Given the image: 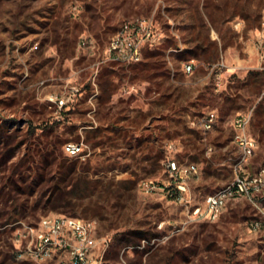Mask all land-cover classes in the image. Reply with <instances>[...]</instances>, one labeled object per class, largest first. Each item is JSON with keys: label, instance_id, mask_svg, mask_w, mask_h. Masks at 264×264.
Segmentation results:
<instances>
[{"label": "rangeland", "instance_id": "1", "mask_svg": "<svg viewBox=\"0 0 264 264\" xmlns=\"http://www.w3.org/2000/svg\"><path fill=\"white\" fill-rule=\"evenodd\" d=\"M125 24L144 35L135 63L106 58ZM248 112L258 147L242 173L253 178L264 168V0H0V264H70L67 248L38 253L24 226L53 215L94 221L102 264H264V178L217 220L192 214L238 171L234 121ZM56 138L71 172L39 152ZM68 141L85 153L67 154ZM171 159L197 166L182 193ZM21 162L41 167L32 193L10 188Z\"/></svg>", "mask_w": 264, "mask_h": 264}, {"label": "built area", "instance_id": "2", "mask_svg": "<svg viewBox=\"0 0 264 264\" xmlns=\"http://www.w3.org/2000/svg\"><path fill=\"white\" fill-rule=\"evenodd\" d=\"M146 36L151 34L149 26L145 29ZM142 37L135 36L129 26L125 24L112 39L106 50L108 60L124 63H135L142 60L143 49ZM193 68L192 62L185 64L184 70L190 72ZM80 89L74 85L61 98H58L60 107L66 105L69 100H74ZM251 112L239 115L235 121V132L233 141L240 151L239 159L236 163L238 170L228 184L220 187L216 191L205 196L204 205L196 206L192 214L196 219L215 221L219 218L224 207L230 200L246 197L251 199L252 194L263 183V174L250 178L242 173L243 166L248 164L255 150V140L248 134L247 126L251 119ZM217 120L215 111L208 112L201 120V126L205 131L211 130ZM65 152L71 156L83 155L86 145L83 142L68 141L63 146ZM166 169L169 177L174 180L175 185L181 193L186 190V176L197 173V166L194 163L185 166L180 165L176 160H168ZM147 191L155 188L156 184L152 180L144 182ZM184 197L178 196L181 201ZM27 232L32 237V242L37 241V252L40 254H49L48 249L67 248L70 253V264H102L100 259L93 260L91 249L94 247L92 239V230L94 221L83 220L74 216L53 215L44 217L40 220L39 226L24 225Z\"/></svg>", "mask_w": 264, "mask_h": 264}, {"label": "trees", "instance_id": "3", "mask_svg": "<svg viewBox=\"0 0 264 264\" xmlns=\"http://www.w3.org/2000/svg\"><path fill=\"white\" fill-rule=\"evenodd\" d=\"M186 52H189V51H186ZM193 53H197V51L194 50ZM149 55L155 56L157 54L155 52H150ZM46 127H48V126H46ZM52 130L53 129H51L49 131V133H51ZM59 143H60V140H58L56 138L54 141L51 142V146H52L51 150H49L47 152H43L41 150V148H40L39 152L43 156L45 162L53 163V160L54 161L56 160L55 162H56V164L59 167H63L67 171L71 172L72 170H74L75 161L68 162V160H64V158H63V160L61 158V160L57 161V158L59 159V157H61V154L56 151ZM24 164L25 163L21 162V163H19L18 167L15 168L14 172L18 173L19 177L18 178H12V180H11V185L12 186L10 185V188L12 190H15L16 192L28 191V193H32L36 182H38V178H40V169H41V167L37 166V165L35 166V165H32V164H29V163L24 166ZM35 170L37 171L38 174H36L34 176L35 178H33L31 182H27L28 178L32 176V171H35ZM26 171H29L30 173L26 174L25 173ZM20 181L23 182L24 184H20ZM61 187L62 186L60 185V180L55 182V184L53 186V192H54V195L56 194V196L54 197L53 204H56L57 202H59V200H61L63 198L62 194L60 193L61 191L59 192V190H61L60 189ZM146 234L147 233L136 231L135 238L136 239L137 238L140 239L141 237L146 236ZM128 241H133V240L132 239H128ZM176 252H178V251H175V253ZM173 259H174V254H172L170 256V258L167 261V264H172ZM187 259L188 258L183 255L182 258H181V261H186ZM228 264H231V263H228Z\"/></svg>", "mask_w": 264, "mask_h": 264}, {"label": "crops", "instance_id": "4", "mask_svg": "<svg viewBox=\"0 0 264 264\" xmlns=\"http://www.w3.org/2000/svg\"><path fill=\"white\" fill-rule=\"evenodd\" d=\"M184 72H186L185 70H184ZM187 73V72H186ZM258 76V75H257ZM251 80V79H250ZM172 87H174L175 88V86L173 85ZM176 90H177V88H176ZM241 115V114H240ZM249 134V133H248ZM254 140H255V143H256V145H255V149L258 147V140L255 138V137H253L251 134H249Z\"/></svg>", "mask_w": 264, "mask_h": 264}]
</instances>
